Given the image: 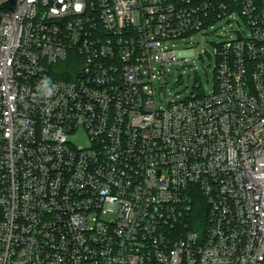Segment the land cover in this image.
I'll return each instance as SVG.
<instances>
[{
    "label": "built area",
    "instance_id": "2783aa9c",
    "mask_svg": "<svg viewBox=\"0 0 264 264\" xmlns=\"http://www.w3.org/2000/svg\"><path fill=\"white\" fill-rule=\"evenodd\" d=\"M232 15L213 92L159 106ZM0 264H264V0H0Z\"/></svg>",
    "mask_w": 264,
    "mask_h": 264
},
{
    "label": "rangeland",
    "instance_id": "374dc122",
    "mask_svg": "<svg viewBox=\"0 0 264 264\" xmlns=\"http://www.w3.org/2000/svg\"><path fill=\"white\" fill-rule=\"evenodd\" d=\"M236 16H227L197 33L193 38L181 42L180 47H195L198 57L191 62L172 64L165 69V76L157 79L156 89L159 106L167 107L171 101H185L193 93L203 94L205 91L211 94L217 81V65L219 59L217 49L220 43L233 36L232 30L237 28L234 22ZM244 23V22H243ZM246 24L244 23L243 26ZM192 71L190 82L179 84L183 75ZM74 145H88L89 141L84 129H79L69 136ZM108 218V217H104Z\"/></svg>",
    "mask_w": 264,
    "mask_h": 264
},
{
    "label": "trees",
    "instance_id": "16d2710c",
    "mask_svg": "<svg viewBox=\"0 0 264 264\" xmlns=\"http://www.w3.org/2000/svg\"><path fill=\"white\" fill-rule=\"evenodd\" d=\"M205 205L201 202L197 204L194 210V223L195 225L199 223H205L206 219V210Z\"/></svg>",
    "mask_w": 264,
    "mask_h": 264
},
{
    "label": "water",
    "instance_id": "95a60500",
    "mask_svg": "<svg viewBox=\"0 0 264 264\" xmlns=\"http://www.w3.org/2000/svg\"><path fill=\"white\" fill-rule=\"evenodd\" d=\"M190 77H191V74L189 73V74L187 75V81H188V82L190 81ZM182 83H183V81L180 82V84H182Z\"/></svg>",
    "mask_w": 264,
    "mask_h": 264
},
{
    "label": "clouds",
    "instance_id": "9594fccd",
    "mask_svg": "<svg viewBox=\"0 0 264 264\" xmlns=\"http://www.w3.org/2000/svg\"><path fill=\"white\" fill-rule=\"evenodd\" d=\"M48 94H51V89H48Z\"/></svg>",
    "mask_w": 264,
    "mask_h": 264
}]
</instances>
